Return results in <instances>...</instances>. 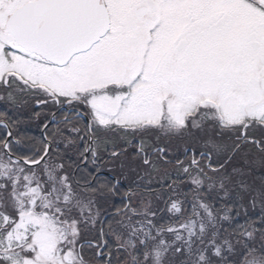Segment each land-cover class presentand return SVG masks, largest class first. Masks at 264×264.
Returning <instances> with one entry per match:
<instances>
[{"label":"snow or ice","instance_id":"snow-or-ice-1","mask_svg":"<svg viewBox=\"0 0 264 264\" xmlns=\"http://www.w3.org/2000/svg\"><path fill=\"white\" fill-rule=\"evenodd\" d=\"M0 264H264V0H0Z\"/></svg>","mask_w":264,"mask_h":264}]
</instances>
